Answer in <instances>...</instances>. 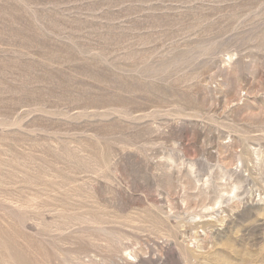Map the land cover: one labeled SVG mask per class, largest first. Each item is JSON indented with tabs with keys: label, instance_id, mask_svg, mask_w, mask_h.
<instances>
[{
	"label": "rangeland",
	"instance_id": "1",
	"mask_svg": "<svg viewBox=\"0 0 264 264\" xmlns=\"http://www.w3.org/2000/svg\"><path fill=\"white\" fill-rule=\"evenodd\" d=\"M0 264H264V0H0Z\"/></svg>",
	"mask_w": 264,
	"mask_h": 264
}]
</instances>
